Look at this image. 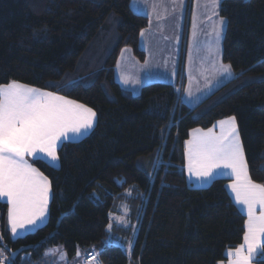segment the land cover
Returning <instances> with one entry per match:
<instances>
[{
    "label": "trees",
    "instance_id": "16d2710c",
    "mask_svg": "<svg viewBox=\"0 0 264 264\" xmlns=\"http://www.w3.org/2000/svg\"><path fill=\"white\" fill-rule=\"evenodd\" d=\"M219 13L227 22L222 61L234 77L189 107L176 84L148 83L133 96L116 82L121 47L144 57L137 39L148 20L130 0H0V84L17 81L96 113L86 137L60 146L58 168L31 161L50 182L45 225L11 238L0 202V248L9 264H33L57 246L69 258L88 248L103 264H217L242 243L245 217L226 181L193 188L184 169L189 131L235 117L249 176L264 185V0H222ZM110 46L105 61L92 58ZM122 199L136 224L129 254L106 241ZM20 247L28 251L12 259Z\"/></svg>",
    "mask_w": 264,
    "mask_h": 264
},
{
    "label": "snow or ice",
    "instance_id": "6c2138e0",
    "mask_svg": "<svg viewBox=\"0 0 264 264\" xmlns=\"http://www.w3.org/2000/svg\"><path fill=\"white\" fill-rule=\"evenodd\" d=\"M219 3L206 0L205 6L218 15L215 10ZM226 24L219 18L213 26L216 45ZM207 55H215L211 46ZM216 63L214 60L213 67ZM219 67L230 74V65ZM95 118L93 109L55 93L17 81L0 84V197H6L10 205L8 219L13 235L41 220L49 202L48 177L25 157L43 155L51 166L59 160L58 142L68 139L69 133L82 134V130L92 128ZM215 127L195 129L186 141L188 172L197 179H211L218 169L230 170L233 180L228 187L236 203L245 207L248 219L243 243L226 255L228 264H250L254 252L264 258V185L254 183L248 174L236 118L219 121V133Z\"/></svg>",
    "mask_w": 264,
    "mask_h": 264
},
{
    "label": "rangeland",
    "instance_id": "374dc122",
    "mask_svg": "<svg viewBox=\"0 0 264 264\" xmlns=\"http://www.w3.org/2000/svg\"><path fill=\"white\" fill-rule=\"evenodd\" d=\"M220 3L215 10L218 15H214L213 10L205 6L206 0H130L134 13L145 16L148 20L147 27L139 32L137 39V48L144 57L141 60L130 46L120 48L114 70V78L119 87L123 91L129 89L133 95L138 93L140 83L144 79L158 76L161 79L159 82H165L170 79L171 74V79L179 82L177 87L185 76L189 82L188 86L190 83H196L198 87H212L214 81L222 74L219 65L222 64L220 58L226 27L221 30L218 45L214 43L213 32L215 22L223 18L219 13ZM110 26L112 30L106 36V47L113 41L114 27L112 24ZM209 46L213 48L214 56L207 55ZM111 50V46L107 52L106 49H96L92 58H97L98 62L105 61V54ZM214 60L217 61L215 67ZM190 73L193 74L191 77ZM125 194L127 193L124 192L123 195ZM122 201L123 199L117 206V212H111L109 215L106 241L109 245L122 246L129 254L136 224L129 219V204ZM0 250V260L3 264H9L5 249ZM88 250L80 248L74 257L69 258L62 246L47 248L42 257L33 261V264H82L83 252ZM24 256L26 254L22 257Z\"/></svg>",
    "mask_w": 264,
    "mask_h": 264
},
{
    "label": "crops",
    "instance_id": "0c3cea01",
    "mask_svg": "<svg viewBox=\"0 0 264 264\" xmlns=\"http://www.w3.org/2000/svg\"><path fill=\"white\" fill-rule=\"evenodd\" d=\"M131 9H133V8H131ZM133 12H134V10H133ZM221 55H222V52H221ZM217 59H218V56H217ZM220 62L223 65H227V64L223 63L222 58H220ZM192 75L193 74L190 73V77ZM169 76H170L169 77L170 79L166 80L164 83H170V84H176V85H177V83H179L178 81L175 82V79H171L172 78V74L169 75ZM233 77H234V72H233L232 69H230V74L229 73H225V72L222 71V74L217 78V80L214 81L213 85H211L212 87L208 88L205 85L198 87V85L196 83H190V86H188L189 82H188L187 77L185 76L184 79L181 81L180 86L177 87L180 101L183 102L184 104H186L189 107H195L202 100H204L210 94H212L213 92H215L218 88H220L221 86H223L225 83L229 82ZM160 80L161 79H159L158 76L157 77H153V78L151 76V77H149V79H144L143 81H141L139 89H141L142 86H144V85H146L148 83L159 82ZM124 90H126L129 93H131V91L129 89H124ZM139 92H140V90L138 91V93H133V96L138 95ZM66 99H68V98H66ZM68 100H70V99H68ZM225 119H227V118H225ZM225 119H222V120H225ZM219 121H221V120H219ZM219 121H217V122L214 123V125H216V127L214 128V131L217 132V133H219V131H220V129L218 127V122ZM236 123H237V121H236ZM95 124H96V118L93 121V127L90 128V129H88L87 131L82 130V134H72V133H69V138L68 139L62 138L61 141L58 142L57 151H58V149L60 148V146L63 143H66V142H77V141L83 139L84 137H86L93 130V128L95 127ZM213 126L210 127V128H213ZM237 128H238V126H237ZM195 129H201V128H194V129L190 130L186 141H188V140H190L192 138V135L191 134H192L193 130H195ZM202 130L207 131V129H202ZM186 141H185V167H184V169H185V176H186L187 183L190 186H192L193 188H203V187L208 186L214 179H218V178L224 179L226 181L225 188H226L227 193L229 194V196H230L233 204L235 205V207L237 208V210L241 214H243L244 217H245V229H246V221L248 219V217H247V211H246V209H245L244 206L236 203L234 194L232 193L231 189L228 187V185H230L232 183V180H233V177L231 176L230 170H228V169H218L217 170V174L214 175L211 179H197V177L195 175H191L188 172V167H187L188 160H187V154H186V151H187ZM244 157H245V155H244ZM25 159H27L29 163H31V161H33V160H41V161L45 162L46 164H48L50 166L49 161L46 160L43 157V155H41V156H39L37 158L30 157V156H26ZM51 167L58 168L59 167V160L57 162L51 164ZM50 199H51V187H50L49 202H48V206H47V211H46L44 217L41 220H38L35 225H26V227L24 229H18L19 235H13L12 232H11V227H10L9 219H8V211H9L10 205L8 204L6 197H0V202L5 203L8 206V211H7V224H8L9 234H10L11 238L16 239V238L23 237V236H25V235H27L29 233H32V232L36 231L38 228H40L43 225H45L46 222H47V220H48V208H49ZM242 243H243V241H242ZM229 250L230 249H227L225 251V260L220 261L217 264H228L229 258L226 255V253ZM231 250L234 251L235 248H232ZM90 253L91 254H94L92 252H90ZM87 254H89V252L88 253H84L83 252V255H84L83 256V261H84V259H85V257H86ZM257 256H258V254H256L254 252L253 255H252V258L250 259V264H253V261L256 259ZM75 264H77V263H75Z\"/></svg>",
    "mask_w": 264,
    "mask_h": 264
},
{
    "label": "built area",
    "instance_id": "2783aa9c",
    "mask_svg": "<svg viewBox=\"0 0 264 264\" xmlns=\"http://www.w3.org/2000/svg\"><path fill=\"white\" fill-rule=\"evenodd\" d=\"M82 264H102V262L98 257H96V255L89 253L86 255Z\"/></svg>",
    "mask_w": 264,
    "mask_h": 264
},
{
    "label": "water",
    "instance_id": "95a60500",
    "mask_svg": "<svg viewBox=\"0 0 264 264\" xmlns=\"http://www.w3.org/2000/svg\"><path fill=\"white\" fill-rule=\"evenodd\" d=\"M26 251H28L27 247H20L15 251H10L9 254H10L12 259H15L17 256H19L20 254H22L23 252H26Z\"/></svg>",
    "mask_w": 264,
    "mask_h": 264
}]
</instances>
